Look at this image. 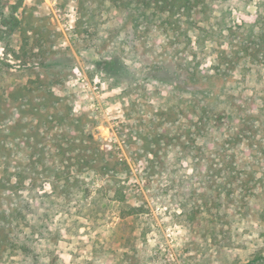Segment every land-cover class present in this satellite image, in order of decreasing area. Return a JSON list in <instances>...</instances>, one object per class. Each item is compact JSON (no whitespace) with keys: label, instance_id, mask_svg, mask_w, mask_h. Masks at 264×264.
<instances>
[{"label":"rangeland","instance_id":"rangeland-1","mask_svg":"<svg viewBox=\"0 0 264 264\" xmlns=\"http://www.w3.org/2000/svg\"><path fill=\"white\" fill-rule=\"evenodd\" d=\"M124 2L0 0V264L264 258V0Z\"/></svg>","mask_w":264,"mask_h":264},{"label":"trees","instance_id":"trees-1","mask_svg":"<svg viewBox=\"0 0 264 264\" xmlns=\"http://www.w3.org/2000/svg\"><path fill=\"white\" fill-rule=\"evenodd\" d=\"M206 4V0H125V2L122 4L124 7V17L127 19L131 16V11L135 9L139 13V19H148L149 15L151 14L153 17H157L160 14L162 16H166V21H164L162 24L172 26L174 22L172 20L181 21L185 17V21H183L188 26H194L195 23V17H196V10L198 8H203ZM121 6V5H120ZM117 7V5H116ZM120 8V7H119ZM139 23L137 20H134L133 22V29L139 28ZM167 28V27H166ZM213 128V126H212ZM223 153L225 151H222ZM220 156H214L212 158V162L208 165V167H213L212 163L216 161ZM219 173L221 174L222 169H218ZM242 169H240L237 164L234 162L233 157H228V162L225 165V168L223 170L224 174H226V177L224 180H222V183H218L217 187V197L219 200H215L217 204L221 200V190H223L225 193L228 192L226 195L229 197H233V180L237 178L238 175H242ZM245 174V173H244ZM22 182V181H20ZM232 194H229L231 193ZM232 201V200H231ZM233 203V202H232ZM235 204V202H234ZM216 216L217 213H216ZM14 245H9L10 247H13ZM25 249V247H20ZM264 260L263 257L258 256L257 259L253 260L252 262L248 264H260L259 261Z\"/></svg>","mask_w":264,"mask_h":264}]
</instances>
